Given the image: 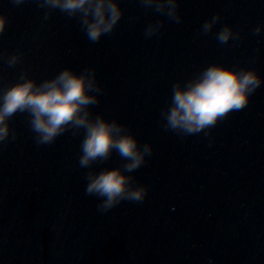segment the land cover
Here are the masks:
<instances>
[{
  "label": "water",
  "instance_id": "95a60500",
  "mask_svg": "<svg viewBox=\"0 0 264 264\" xmlns=\"http://www.w3.org/2000/svg\"><path fill=\"white\" fill-rule=\"evenodd\" d=\"M105 3L119 19L93 42L91 12L0 0V97L66 70L84 76L94 102L81 115L115 124L143 157L132 171L116 149L82 165L86 127L69 123L44 142L30 111L9 117L0 264H264V0ZM212 66L261 84L244 108L200 132L172 128L175 90ZM117 168L129 191L146 194L106 208V197L87 192L90 177Z\"/></svg>",
  "mask_w": 264,
  "mask_h": 264
},
{
  "label": "clouds",
  "instance_id": "9594fccd",
  "mask_svg": "<svg viewBox=\"0 0 264 264\" xmlns=\"http://www.w3.org/2000/svg\"><path fill=\"white\" fill-rule=\"evenodd\" d=\"M22 3L23 0H15ZM53 7L67 11L83 10L91 12L94 19L88 23V39L95 42L103 34L109 32L119 19L117 6L106 4L105 0H48ZM111 13V17L108 16ZM7 24L0 15V32ZM207 28L211 24L206 25ZM229 32L220 34L221 41H227ZM261 84L260 79L252 72L242 73L221 66L206 69L196 80L184 88L175 90L173 107L168 114V122L172 128H179L187 133L200 132L214 125L218 119L230 111L240 110L249 102V96ZM92 90L91 83L84 76H77L71 71L62 72L57 79L45 82L37 87L32 81L15 84L0 97V139H3L8 128L5 121L18 111L28 110L32 113L33 126L42 134L44 142L57 136L63 126L75 123L84 126L87 134L82 144L84 153L82 165L88 164L98 157L107 158L113 149L122 157L131 161L127 169H137L143 157L138 150L137 140L130 135H121L115 124H109L103 119L89 121L87 113H81L84 107L94 100L87 95ZM88 193H97L106 197L105 207L119 203L121 199L141 201L145 197V189L128 190L129 177L120 169L102 171L90 177Z\"/></svg>",
  "mask_w": 264,
  "mask_h": 264
}]
</instances>
